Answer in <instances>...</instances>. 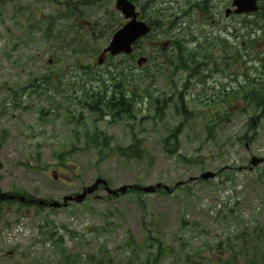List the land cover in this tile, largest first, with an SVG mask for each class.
<instances>
[{
	"label": "rangeland",
	"instance_id": "374dc122",
	"mask_svg": "<svg viewBox=\"0 0 264 264\" xmlns=\"http://www.w3.org/2000/svg\"><path fill=\"white\" fill-rule=\"evenodd\" d=\"M93 1L0 0V191L61 202L64 196L90 188L96 178L106 179L111 189L156 183L178 184V189L149 194L126 187L112 200L99 189L95 195L102 200L90 196L82 204L51 211L2 203L0 264H264V112L243 99L244 90L223 102L217 92L236 90V85L225 84L218 74L206 72L201 84L187 73H172L167 58L182 66L183 56L180 60L158 54L140 70L129 58L120 64L127 89L135 90L132 117L123 114L113 120L89 113L78 102L84 90L102 85L112 89L123 79L113 73V63L121 59L95 63L123 20L113 8L114 0ZM200 1L132 0L145 21L156 22L139 52L156 55L151 42L157 37L175 40L178 49H190L196 21L208 18L209 25L214 18L222 25L220 8L230 0H208V14L193 7ZM68 7L81 15L63 16ZM81 20L90 22L91 30ZM225 23L245 35L227 36L229 46H238L247 59L250 52L264 54V45H247L246 50L239 44L247 31L263 35L260 21L243 28L232 19ZM62 28L68 32L64 38L57 34ZM216 32L225 38L217 23L210 34L217 36ZM82 39L86 47L78 45ZM192 39L201 38L196 34ZM175 51L172 46L169 54ZM220 54L215 47L211 56ZM186 65L195 67L192 55ZM245 66L257 68L256 73L253 68L248 71L250 78L264 82L259 63L247 60ZM40 73L56 74L55 81L43 82L41 89H24L28 81L45 80L35 77ZM180 93L192 112L186 122L177 105ZM159 105H164L160 117L155 114ZM176 126L177 151L169 154L163 145L172 144L173 137L163 142ZM94 129L111 139L102 156L84 141V133L90 135ZM133 135L140 139V160L114 151L116 146H130ZM69 151L65 167L60 166L55 155ZM252 158L262 163L252 167ZM205 172L214 177L197 180Z\"/></svg>",
	"mask_w": 264,
	"mask_h": 264
},
{
	"label": "trees",
	"instance_id": "16d2710c",
	"mask_svg": "<svg viewBox=\"0 0 264 264\" xmlns=\"http://www.w3.org/2000/svg\"><path fill=\"white\" fill-rule=\"evenodd\" d=\"M264 18V17H263ZM262 21V20H261ZM83 41V39L81 40ZM179 57L182 56L181 51H178L176 54ZM181 59V58H179ZM185 65V63H184ZM248 71V68H246ZM119 71L120 73H118ZM118 73V77L123 78L121 81L115 82L112 85V89L106 88L105 85H102L99 88L85 89L84 96L78 100L83 109H86L90 113L98 114V117L104 116L105 114L110 116L113 120L119 119L124 114V117L130 118L132 117L131 108L133 107L134 95L135 91L127 89L125 85L126 77H122L123 69L118 67L116 70ZM114 79V78H112ZM29 87H37L34 82L29 84ZM246 101L256 102L257 105H260L264 108V82H255L253 78H250L248 75L246 76ZM140 99V97H137ZM184 115L188 114V109L184 106H180ZM163 105L156 106L155 113L156 116H160L162 114ZM190 113V112H189ZM189 117H184V119H188ZM187 121V120H186ZM180 126L175 127L172 131H170L167 138L164 140V143H167L169 137H173L176 140V133L179 132ZM132 144L128 147H114V151L123 158H137L139 160L141 158L142 149H140V139H137L135 136L132 137ZM85 143L92 147L99 154L103 153V150L109 149L110 147V138L103 135L99 132H92L90 135L85 133L84 135Z\"/></svg>",
	"mask_w": 264,
	"mask_h": 264
},
{
	"label": "water",
	"instance_id": "95a60500",
	"mask_svg": "<svg viewBox=\"0 0 264 264\" xmlns=\"http://www.w3.org/2000/svg\"><path fill=\"white\" fill-rule=\"evenodd\" d=\"M255 1L256 0H233L232 5L236 7V13H248L256 10ZM115 8L123 14L125 19L130 18V21L114 34L108 47L104 49L103 54L98 58V63L103 61L104 53L107 51L112 56L119 53H130L131 44L148 32V28L143 22L136 21L137 14L134 12V6L128 0H116ZM142 62H144V59H140L138 65ZM258 162L259 160H254L253 164ZM211 176L212 174H204L202 175V178L207 179ZM98 182L99 181H96V183ZM157 187H159V185H157ZM143 190L152 192L154 189L150 187L144 188ZM119 191L124 192L125 187L119 189ZM0 197H3V195H0Z\"/></svg>",
	"mask_w": 264,
	"mask_h": 264
},
{
	"label": "flooded vegetation",
	"instance_id": "af4514ba",
	"mask_svg": "<svg viewBox=\"0 0 264 264\" xmlns=\"http://www.w3.org/2000/svg\"><path fill=\"white\" fill-rule=\"evenodd\" d=\"M197 35H199V32L197 31V33H196ZM193 47H194V50H196L197 49V47H199V46H197L196 44H193ZM198 50H196V52H197Z\"/></svg>",
	"mask_w": 264,
	"mask_h": 264
}]
</instances>
